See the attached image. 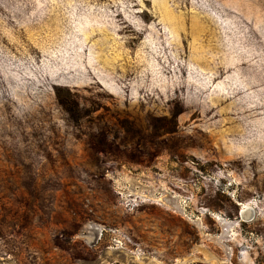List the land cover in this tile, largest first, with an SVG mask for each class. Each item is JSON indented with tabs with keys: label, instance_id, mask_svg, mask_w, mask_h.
Returning a JSON list of instances; mask_svg holds the SVG:
<instances>
[{
	"label": "rangeland",
	"instance_id": "374dc122",
	"mask_svg": "<svg viewBox=\"0 0 264 264\" xmlns=\"http://www.w3.org/2000/svg\"><path fill=\"white\" fill-rule=\"evenodd\" d=\"M259 103L264 0H0V263L264 264Z\"/></svg>",
	"mask_w": 264,
	"mask_h": 264
},
{
	"label": "trees",
	"instance_id": "16d2710c",
	"mask_svg": "<svg viewBox=\"0 0 264 264\" xmlns=\"http://www.w3.org/2000/svg\"><path fill=\"white\" fill-rule=\"evenodd\" d=\"M264 109V104H258V105H256L255 106V108H253V110L252 109H249L248 111H246V112H248V116H253V114L254 113H256L257 112V110L258 109ZM199 109V108H198ZM196 109H194L193 111H195ZM199 110H208L209 111V113H211L210 115L207 113L206 114V116H202V117H207V118H212V117H214L215 115H216V113L218 112H216V111H212L211 109H210V107H208L207 106V108L204 106L202 109H199ZM211 111V112H210ZM212 112H216V113H212ZM192 116H193V114H191ZM237 163H236V161H233L232 162V165H236ZM250 205V204H249ZM0 264H6V263H0ZM109 264H122V263H120V262H115V263H109ZM191 264H203V263H201V262H194V263H191Z\"/></svg>",
	"mask_w": 264,
	"mask_h": 264
},
{
	"label": "bare ground",
	"instance_id": "6f19581e",
	"mask_svg": "<svg viewBox=\"0 0 264 264\" xmlns=\"http://www.w3.org/2000/svg\"><path fill=\"white\" fill-rule=\"evenodd\" d=\"M250 209V205L249 204H243L242 206V216L246 217V214L248 213Z\"/></svg>",
	"mask_w": 264,
	"mask_h": 264
}]
</instances>
